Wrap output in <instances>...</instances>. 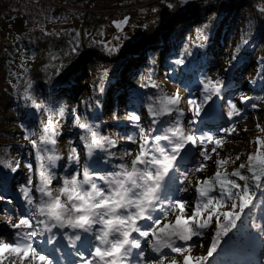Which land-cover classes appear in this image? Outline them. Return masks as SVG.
Segmentation results:
<instances>
[{
	"label": "trees",
	"instance_id": "16d2710c",
	"mask_svg": "<svg viewBox=\"0 0 264 264\" xmlns=\"http://www.w3.org/2000/svg\"><path fill=\"white\" fill-rule=\"evenodd\" d=\"M100 2L107 3V9H97ZM261 7L264 0H0V192L19 191L14 186H25L24 178L28 180L31 176L36 180L39 165L28 158L36 150L25 137L38 141L42 122L49 117L58 123L56 140L68 136L66 145L60 147L57 142L55 146L61 159L55 162L52 172L58 181L63 173L79 166V162L69 160L71 148L77 149L79 158L89 156L87 150L74 142L80 141L83 133L75 125L76 116L97 125L102 135L118 141L122 134L138 131L136 125L123 130L134 124L118 108L117 103L125 100L127 104L122 107H137L139 112L141 106L145 108L148 116L144 128L155 127L148 105L158 95L150 85L154 82L151 75L156 76L159 68L169 77L177 78L178 86L182 85L186 91L197 88L206 77L225 82L236 63L237 69L240 64L242 70L246 69L249 63L261 64L264 69ZM129 11L135 13L132 19L142 24L140 32H134L131 22L127 27L131 29L130 36L125 32L110 35L109 44L117 45L119 51L108 55L102 42L106 43L114 13ZM204 25L207 27L201 38L197 29ZM178 60L183 63H177ZM105 69L108 75L101 82L100 74ZM254 76L255 71L250 68L245 77ZM28 80L30 95L49 110H38L25 98ZM240 86L241 83H235L226 94L220 93L221 102L229 98L228 109L229 102L241 107L233 98ZM172 88L183 99L188 96L185 91ZM256 92L260 93L258 98L262 97V102L256 100L260 106L244 107L247 112L262 113L261 125L255 127L259 132L249 142L252 152L257 150V138L264 140V76ZM106 93L113 99L112 110L104 108ZM187 116L183 113L184 123ZM140 121L142 125L144 119ZM238 155L240 159L227 166L228 172L247 160L241 153ZM107 159L118 161L109 156ZM17 163L16 171L8 166L15 167ZM27 165H31V170ZM19 194L22 209L27 212L29 205L22 192ZM252 194L253 204L241 213V227L264 248V188L253 185ZM258 222L261 223L256 228ZM16 231L13 229L12 233Z\"/></svg>",
	"mask_w": 264,
	"mask_h": 264
},
{
	"label": "snow or ice",
	"instance_id": "6c2138e0",
	"mask_svg": "<svg viewBox=\"0 0 264 264\" xmlns=\"http://www.w3.org/2000/svg\"><path fill=\"white\" fill-rule=\"evenodd\" d=\"M260 11H264V7ZM125 23L126 19L121 20L116 27L122 28ZM206 27L197 29L201 38ZM102 44L108 55L119 51L117 45ZM239 50L238 45L236 51ZM177 63H183V60ZM107 75L105 69L100 74L101 82ZM202 84L203 101L219 96L224 87V81L219 78L206 77ZM150 86L159 88L155 82ZM29 88L30 80L24 96L31 100L32 106L38 110H49L30 95ZM240 99L244 102L251 98L242 96ZM182 102L179 92L169 94L160 89L148 105L154 128L141 127L140 115L135 112L129 114L126 119L138 129L136 138L125 136L121 139L136 144L137 148L123 154L112 151L117 148L116 139L102 135L97 125L76 116L75 125L83 130L80 140L88 155L101 150L119 162L103 174L91 171L87 166L77 169L62 178L59 188L53 187L58 178L51 171L55 162L61 159L55 149L58 123L53 117L42 122L38 141L26 136L42 163L36 172V183L30 176L21 188L24 200L31 207L19 217L18 222L14 223L9 218L8 223L17 231L12 239H0V264H53L50 255L36 248L32 241L47 233L54 235V229H71L69 239L73 247L76 241H82L81 247L91 248L90 259H84L78 253L81 264H131L134 250H137L135 257L143 258L145 245L156 254L151 258V264H165V260L169 264H205L206 257L191 254L195 246L193 241L214 223L215 238L208 251V256H211L220 235H227L235 228L241 213L253 204V185L264 188V140L257 138V150L249 153L245 163L231 172L227 166L235 164L240 159L239 155L215 159L216 171L201 178L197 174L206 171L207 161L220 156L227 137L235 134L237 128L232 125L222 129L224 135L199 132L192 126L195 121L183 122ZM188 103L195 106L194 114L198 117L203 110V102L197 104L193 100ZM59 114L63 115V109ZM240 115L241 109L237 104L229 102L228 119L233 120ZM49 145L53 147H47ZM190 149H196L195 155L200 162H194L190 170L184 168L181 171L182 162L193 156ZM45 160L49 162L47 165L43 163ZM69 160L79 162L75 147L71 148ZM8 166L16 171L19 164ZM27 167L31 170V165ZM190 175L196 177L194 183L189 179ZM192 190L196 192V202L189 204L184 194ZM37 193L39 196L35 195ZM48 242H51V237ZM136 264H142V260L137 259Z\"/></svg>",
	"mask_w": 264,
	"mask_h": 264
},
{
	"label": "rangeland",
	"instance_id": "374dc122",
	"mask_svg": "<svg viewBox=\"0 0 264 264\" xmlns=\"http://www.w3.org/2000/svg\"><path fill=\"white\" fill-rule=\"evenodd\" d=\"M108 4L107 3H98L96 5L97 9H107ZM135 13L133 11H129L128 13H114L113 19L117 20V19H121L126 15H130L132 18H134ZM133 23V28H134V32L136 34H139L140 32V26L142 25L138 20H134L132 19L131 21ZM130 22V23H131ZM126 33L127 36H130L131 34V29H126L124 31ZM116 34L115 30L111 27L110 30H108L106 32V43H110L111 41V37L110 35ZM132 38V37H131ZM220 59V58H219ZM221 60H223V58H221ZM246 69L240 70L237 69V64L231 66L227 76H226V80H225V84L224 87L222 89L223 93H227L228 89L230 87H233V85L235 83H241L240 88H238V90L235 92V97H233L236 100H240V98L242 96H246V97H250L251 99L248 101H244V102H240V108H241V115L238 117H234L233 120H229L227 117V120L225 121V112L229 111L227 109V107H225V103H227V101H224V104H221L219 102V97L218 96H213V101L211 103V105L209 106V109L206 110L203 115L201 114L202 112H200L199 115L202 116H195L194 114V105H190L188 103V101H203V86L200 85V83H198V89L196 88H192V92L190 91H186L184 89V87L178 86L177 82V78H174V76L169 77L167 75V72L161 68L158 69V74L156 76L151 75V78L154 80V82L156 84L159 85V88H154V91H157V93L159 94L160 89H163L165 92L171 94L174 93L173 92V88L172 87H177L179 90L181 91H185L188 95L192 96V94H194V96L192 97L193 99H191L190 96L185 97L183 99V102L181 103V107H183V110L185 113H189V119L187 120L186 124L190 121H195V126H193V128L200 130V132H203L205 129H207V131L205 133L207 134H216V135H224V133L222 132V129L226 128V127H231L232 125H235L237 128V132L235 134H232L230 136L227 137L225 145L223 147L222 150H220V156L213 157V160L207 161L206 163L208 164V168L206 169V171L203 174H197L200 175L201 178L203 177H207V176H211L215 171H216V165L214 163L215 159H219V158H224V157H230L233 155H238L239 153H241L244 157L247 158L249 153H253L252 152V148L249 146V142L252 139L254 133H258L259 131L257 129H255L256 126L261 125V121L262 119H260V115H262L261 112L259 111H251L249 113L246 112L245 108L243 107L246 104H251L254 102V104H256L257 106H260L257 104L258 102H262V97H259V92H256L257 89H259L261 87V85L263 84V76H264V69H263V65L261 64H256L254 63L253 65L251 63L247 64ZM253 68V70L255 71V76L254 78L248 79L245 76H247L249 74V69ZM200 88H202V91L200 90ZM234 89V88H232ZM255 96L253 99V96ZM107 102L104 104V108L108 109V110H112L113 109V99L112 97L107 93ZM258 98V99H257ZM257 100V101H256ZM205 102V101H204ZM118 108L120 109L121 113H125L126 116H128L129 114L133 113V112H139L138 109H136L137 107H122L124 106L126 103L125 100H122L121 102H118ZM256 106V107H257ZM122 107V108H121ZM260 109L262 107H259ZM136 109V110H135ZM208 111V112H207ZM138 115H140L141 119H144V122L142 123V125H140L141 127L144 126V124L146 123L145 120H147V112L145 110V108L143 106L140 107V112L136 113ZM225 121V122H224ZM141 122V121H140ZM225 123V124H224ZM135 124L130 125L128 124L127 127H124L123 130H131V128H134ZM152 125V124H151ZM71 127V126H69ZM154 127V126H153ZM245 128L248 129L245 131ZM122 131V130H121ZM137 132V130H136ZM136 132H131V134H122L121 137H125V136H133L134 138H136ZM83 134V133H82ZM105 134V133H104ZM68 139L67 135H63L60 136V138L57 139L58 145L60 147L66 145V140ZM122 142L121 146H117V148L115 149L114 152H117L118 154H123L124 151L128 150V151H132L135 150L137 148L136 144L131 143L130 141L121 139ZM76 146H79L80 148L87 150L85 148L84 143L80 140L78 141L77 139L74 140ZM124 145V146H123ZM113 151V150H112ZM190 151L193 153V156L191 159H189L188 161H183V167L181 169V171L184 170V168H188L189 170L193 167V163H199L200 162V158L198 156L195 155L196 149H190ZM83 152V151H82ZM101 150H95L93 152V154L91 156H86L84 155V157L82 155V158H79V166L77 167V169L82 170L84 167H86V165H83V161L85 160H91V163H89L87 165V167H89V169L91 171H95L94 168L96 167H100V163L104 162L106 163V165H108V161L104 156L103 153H101ZM48 155H51L50 153H47ZM81 154V152H80ZM30 160H32V163H36L39 165L40 168V164L42 163V161L37 157L36 152L33 153V156L28 157ZM43 163H45L46 165L49 163L48 161H43ZM88 163V162H87ZM118 163L115 162V164ZM102 164V163H101ZM113 164V166L115 165ZM105 166L103 165V168ZM53 167H51V171ZM22 169L24 170L25 168L22 167ZM77 169H73V170H68L66 173H63L61 178L58 181H54L53 182V187L54 188H59L62 186V178L71 172H74ZM233 169H230V172ZM111 171V170H110ZM25 172V170H24ZM98 172V171H96ZM102 174V173H101ZM33 178V177H32ZM195 178L194 176H189V179L193 181V183L195 182ZM24 181L27 184L26 178L24 179ZM33 183H36V181H34L33 179ZM36 196H39V194H35ZM184 196L188 199L189 204H194L196 202V192L194 190L189 191L188 193H185ZM4 203H7V199H5V197H2L0 195V239H6L9 240L11 239V234L14 228L11 226V224L8 223L9 218H11L13 220V222H18V219L20 216L24 215L22 214V212L20 211L19 208V203L14 202L13 205L10 206V208H8V210L6 209V206H4ZM22 203V202H21ZM31 207V206H30ZM242 217L240 218V220H238L236 222V227L232 228L227 235H220V237L216 240V250L212 253L211 256H208V251L211 249L213 240L215 238V233H216V228L215 225L213 223V226L207 229L203 230V235H201L198 238H195L193 241V244L195 245L192 248V252L191 254L194 257H206V261L205 264H232L233 260L231 258L230 255H232L233 253L236 254V247L235 245H238V243H241L243 241L246 242V244L252 243L254 245L257 246V251L255 252V256H253V254L251 255V258L253 259V264H264L262 261H264V248L259 246L258 243H256L252 236L246 234L245 232H243L242 230ZM261 222H258L256 224V228H259ZM58 231L59 233H63L66 232L67 235L72 234V230L71 229H62V230H58V229H54L53 232ZM46 235V234H45ZM44 235V236H45ZM48 236H52L51 233H47ZM60 238H62V236H60ZM39 239H42L39 241ZM141 240L143 241V238H141ZM45 239H43V237L39 236L34 238V240L32 241L34 246L36 248H38L39 250L43 249V245L45 244ZM63 241H66L69 243L70 246H67L65 248L64 252H67L66 254L60 253L58 255L57 258H55L53 255L51 257V259L53 260V264H81V255L83 256L84 259H90L89 257V252L91 251V248H85V251H79L80 254H74L72 255V253H69L68 250H73L76 249L77 246V242H76V246L73 247L72 241L69 238H63ZM81 243L78 241V245H80ZM89 249V250H88ZM77 250V249H76ZM233 250V251H231ZM137 250H134V260L131 262V264H136L137 259H141L142 260V264H151V259L149 258L151 255V249L149 246L145 245L143 248V258L140 257H135V252ZM171 255H176V254H170ZM64 258V259H63ZM229 258V259H228ZM229 261V262H228ZM247 263V262H246ZM165 264H169L168 260H165Z\"/></svg>",
	"mask_w": 264,
	"mask_h": 264
},
{
	"label": "water",
	"instance_id": "95a60500",
	"mask_svg": "<svg viewBox=\"0 0 264 264\" xmlns=\"http://www.w3.org/2000/svg\"><path fill=\"white\" fill-rule=\"evenodd\" d=\"M124 19L127 20V23L123 24L122 28H117V27H116V23L119 22V21H121V20H124ZM131 19H132V18H131L130 15H126V16H124V17L121 18V19L114 20V21L112 22V26H113V28L115 29L116 33H117V34L122 33V32L127 28V26H128V24L130 23Z\"/></svg>",
	"mask_w": 264,
	"mask_h": 264
},
{
	"label": "bare ground",
	"instance_id": "6f19581e",
	"mask_svg": "<svg viewBox=\"0 0 264 264\" xmlns=\"http://www.w3.org/2000/svg\"><path fill=\"white\" fill-rule=\"evenodd\" d=\"M236 64H238V63H236ZM239 69L242 70V66H241V64L239 65ZM106 94H107V93H106ZM237 247H238L239 249H242V248L244 247V243H238Z\"/></svg>",
	"mask_w": 264,
	"mask_h": 264
}]
</instances>
